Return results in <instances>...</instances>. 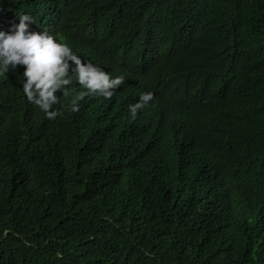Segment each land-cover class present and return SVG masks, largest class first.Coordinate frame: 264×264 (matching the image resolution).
Returning a JSON list of instances; mask_svg holds the SVG:
<instances>
[{
	"label": "trees",
	"instance_id": "obj_1",
	"mask_svg": "<svg viewBox=\"0 0 264 264\" xmlns=\"http://www.w3.org/2000/svg\"><path fill=\"white\" fill-rule=\"evenodd\" d=\"M19 13L125 80L49 119L0 75V264H264V0H0V28Z\"/></svg>",
	"mask_w": 264,
	"mask_h": 264
},
{
	"label": "clouds",
	"instance_id": "obj_2",
	"mask_svg": "<svg viewBox=\"0 0 264 264\" xmlns=\"http://www.w3.org/2000/svg\"><path fill=\"white\" fill-rule=\"evenodd\" d=\"M18 23L9 25L8 30L0 28V75L10 69L22 67L18 73L24 97L42 111L49 119L63 114L61 108H53L60 102V96L69 94L73 80L79 85L78 98L85 95L110 98L120 86L125 76L112 75L104 68L82 59L67 44L47 31L32 30L33 18L30 14L19 13ZM59 94V95H58ZM153 98L151 91L138 94L135 103L128 104V113L134 119L138 110L143 109ZM71 110L77 111L73 101Z\"/></svg>",
	"mask_w": 264,
	"mask_h": 264
}]
</instances>
